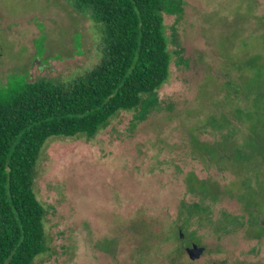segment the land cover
I'll return each instance as SVG.
<instances>
[{"label":"rangeland","instance_id":"374dc122","mask_svg":"<svg viewBox=\"0 0 264 264\" xmlns=\"http://www.w3.org/2000/svg\"><path fill=\"white\" fill-rule=\"evenodd\" d=\"M180 1V12L162 14L168 76L143 96L146 110H120L92 138L52 137L41 148L32 189L46 250L33 264H264V231L249 229L264 226V199L246 206L255 185L242 182L262 165L248 137L255 127L264 141V0ZM101 38L71 0H0V86L12 77L67 84L99 61ZM215 142L252 155L221 169L196 148ZM199 181L215 186L214 199L188 191ZM191 242L203 247L192 260Z\"/></svg>","mask_w":264,"mask_h":264},{"label":"trees","instance_id":"16d2710c","mask_svg":"<svg viewBox=\"0 0 264 264\" xmlns=\"http://www.w3.org/2000/svg\"><path fill=\"white\" fill-rule=\"evenodd\" d=\"M71 2L75 9L87 11L101 29L99 61L67 84L46 78L27 81L12 77L0 86V264H33L34 258L46 250L44 209L32 189L35 164L46 141L52 137L92 138L118 111L135 109L144 103V112L149 102H144L143 96H152L168 76L170 57L162 14L180 12V0ZM260 105L263 110V104ZM237 111L241 109L236 108ZM220 119V126L228 124L226 118ZM259 124V129H264V122ZM212 125L218 127L216 122ZM251 138L257 149L251 151H257V161L263 167L264 141L259 140L255 127L248 141ZM216 143L205 147V151L200 149L202 146L195 147L208 158L218 159L221 169H225L221 165L228 159L244 161L252 155L241 145L234 146V155L219 149ZM232 144L235 145L234 139ZM261 166L252 169L253 180H242L245 185H255L251 191L248 188L252 202L245 198L246 206L253 208H258L264 199V186L258 181ZM196 183L188 184V191L202 197L208 194L213 199L219 192L212 191L216 189L212 184L210 189H204V182ZM192 207L197 210L199 205H188L187 214ZM249 229L251 236L259 237L264 226L257 221Z\"/></svg>","mask_w":264,"mask_h":264},{"label":"water","instance_id":"95a60500","mask_svg":"<svg viewBox=\"0 0 264 264\" xmlns=\"http://www.w3.org/2000/svg\"><path fill=\"white\" fill-rule=\"evenodd\" d=\"M184 249H185L187 256L190 259H194L201 253V251L203 250V247L192 244L191 246L185 247Z\"/></svg>","mask_w":264,"mask_h":264},{"label":"flooded vegetation","instance_id":"af4514ba","mask_svg":"<svg viewBox=\"0 0 264 264\" xmlns=\"http://www.w3.org/2000/svg\"><path fill=\"white\" fill-rule=\"evenodd\" d=\"M178 227H181V226H178ZM179 229H180V228H179ZM180 235H181L180 232H178V236H180ZM192 244H195V243L191 242L188 246H184V248H185V247H189V246H191ZM195 245H196V244H195ZM197 246H201V245H197ZM184 252H185V249H184ZM202 252H203V250L201 251V253H202ZM185 253H186V252H185ZM201 253H200V254H201ZM200 254H199L198 256H200ZM186 255H187V254H186ZM198 256H197V257H198ZM187 257H188V256H187ZM197 257H196V258H197ZM188 258H189V257H188ZM189 259H190V258H189ZM194 259H195V258H194ZM191 260H192V259H191Z\"/></svg>","mask_w":264,"mask_h":264}]
</instances>
